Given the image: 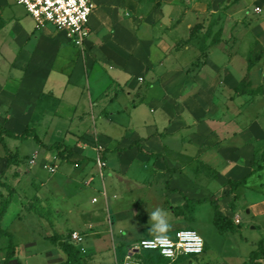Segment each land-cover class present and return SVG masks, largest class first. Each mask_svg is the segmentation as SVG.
<instances>
[{
    "label": "rangeland",
    "instance_id": "rangeland-1",
    "mask_svg": "<svg viewBox=\"0 0 264 264\" xmlns=\"http://www.w3.org/2000/svg\"><path fill=\"white\" fill-rule=\"evenodd\" d=\"M137 1L142 9L132 16L137 18L133 25L137 37L152 40L156 46L153 49L159 51L153 66L165 67L172 56L180 80L169 78L166 83L161 77L164 70L135 81L134 88H130L135 96L130 107L143 101L141 90L156 85L163 94L152 98L166 106L151 112L144 103L138 114L158 116L162 121L171 105L174 111L164 124L175 115L183 120L171 133L161 123L156 128L152 143L164 153L162 160L149 158L136 149L104 153L106 147H126L137 138V128L109 118L101 102H91L87 111L73 113V125L64 126L65 117L74 109L86 108L89 93L103 89L106 74L117 69L91 74L87 80L74 74L75 83L68 84L63 93V119L57 122L62 127L35 128L42 142L59 146L47 149L31 137H5L9 151L19 156L17 165L6 166L0 143V182L14 189L9 197L8 190L0 184V205L9 200L1 225L11 232L15 244L14 257L8 264H66V254L49 236L59 234L63 240L73 231L82 237L75 245L83 264H119L124 260L126 243L156 235L151 218L156 209L165 214L169 235L174 229L193 228L204 237L201 256L170 264H248L246 255L254 249L251 242L264 240L263 212L255 218L247 202H260V194L264 197V167L250 178L249 185L248 180L231 189L228 184L233 176L231 169L243 165L237 176L242 177L264 147V0ZM89 25L93 26L90 21ZM91 34L90 31L88 38ZM61 35L65 37L64 32ZM70 45L61 49L62 55L69 56L77 50ZM149 50L152 52L150 47ZM248 61H252L251 66ZM79 63L82 67L81 59ZM55 65L54 68L62 66L61 60ZM57 72L50 85L67 77ZM53 88L59 93L62 90ZM104 93L96 100L103 101L111 94ZM126 93L118 94L115 106L127 100ZM86 119L89 121L84 123ZM10 124L5 123L18 132L24 126L33 127L22 121ZM101 125H106L109 132ZM244 147L247 150L243 152ZM178 175L187 182V187L182 188L193 197L223 195L221 209L232 219H241L239 228L235 232L220 230L213 223L208 202L174 208L169 185ZM175 195L181 197L179 193ZM256 204V211L264 209V205ZM31 205L47 213L50 225L28 209ZM248 219H256L261 228H249ZM7 243V237L0 236V264ZM132 261L167 264L144 254L135 255Z\"/></svg>",
    "mask_w": 264,
    "mask_h": 264
},
{
    "label": "crops",
    "instance_id": "crops-1",
    "mask_svg": "<svg viewBox=\"0 0 264 264\" xmlns=\"http://www.w3.org/2000/svg\"><path fill=\"white\" fill-rule=\"evenodd\" d=\"M16 5L19 4H17L15 0H0V119L4 120L5 123L9 121L11 124L16 121H22L24 124L29 123V125L32 124L34 130L35 128H50L55 130L58 127H62L59 126L57 122L60 121L59 119H63L61 118L63 114L61 109L64 104L63 93L68 87V84L75 83L72 76L74 74L80 77L85 76L87 80L91 74L95 76V74L101 71L108 72V70L113 69L112 67H115L117 69L116 72H108L106 74L104 83L102 84V86L105 85V87L103 89L96 88L93 93H89L90 96L87 101V109L85 107L82 109H74L70 115L65 117L67 123L64 126L71 123L73 125L74 119L72 120L71 118L73 113L87 111L92 106L91 102L94 105L101 102L102 105L106 107V111L109 112V118L117 122L135 126L137 128V132L135 130L137 138L135 139L140 140L146 151L158 153L160 155L158 158L153 159L162 160L164 158V153H160V148L152 143V140H154L156 136V128L159 127L161 123V126H166V132L171 133L180 126L181 120L183 119L181 116L175 115L170 119V122H167L166 125L164 124L169 118L168 115L174 111L173 108L171 109V105H168L170 110L162 117V121H160L158 116L147 118L138 114V108L142 107L144 103L148 105L149 111L151 112L152 110L155 111L156 109L159 110L164 108L166 105H162L159 100L152 98L154 95L161 96L163 90L156 85H148L147 88L139 92L140 97L143 96V101L130 107L132 97H135L131 89L134 88L133 85L135 81L143 80V77H147L148 74L150 75L154 72L162 74L165 70L164 75L161 77L165 79L166 83L169 82V78L178 80L180 74L179 70L175 67L176 60L172 58V56L164 63L165 67L153 66L152 62L154 57L159 54V51L153 49L156 46L152 44V40L138 38L135 32L136 29L134 30L133 26L137 21V18H132L133 13H139L142 10L139 8L138 1L94 0V8L89 16V21L93 26H90L88 21L89 32L91 31L92 34L90 38H88L89 35L86 37L83 45H81L82 47L70 40L65 31L57 30L51 24L37 26L34 19L25 9L19 5L22 8V10H20ZM61 32H64L65 37H62ZM161 42L167 44L165 41ZM66 44H71L70 46L73 45V47L76 46L75 48L77 50L75 52L72 50V54L69 56L62 55L60 51L62 48H67ZM149 47L152 52H150ZM87 49L93 53V56L86 51ZM176 56L178 57V55H175V58ZM80 59L83 63L82 67L79 63ZM60 60L62 66L54 68V65L59 63ZM94 69L95 71H93ZM56 71H58L57 73L66 74L67 77L65 76L64 79L60 80L58 78L57 82L59 83L57 85H55L57 82L50 85L51 79L55 78H52V76ZM53 86L59 87L60 89L62 88L61 92L59 93V90L57 92L53 90ZM164 88H166V86H164ZM103 91H105L104 94L111 93L114 98L112 97L110 99V94L103 98L107 100L106 102H104V100H96L97 96ZM124 91H127L126 94L129 96L124 102L126 104L123 103L115 106L118 94ZM12 111L14 112L11 113ZM101 119L102 118H100L99 121H101ZM86 121L88 122L89 120L86 119L84 123H86ZM74 125L76 124L74 123ZM109 126L112 128L116 126V124ZM11 127L12 126H9V128ZM25 127L29 126H24V128ZM103 127H106V125H101V128ZM148 127L151 128L147 129ZM107 129L109 128L106 127L105 130L108 131ZM139 129L142 132H139ZM145 133H147L149 137L145 136ZM129 144L126 147H119L118 149L106 147L104 153L136 149L135 147L128 148ZM145 145L148 146L149 149H147ZM245 150H247L245 147L242 148L243 152ZM136 151L138 150L136 149ZM143 155L147 156L146 154ZM243 169V165L232 168L230 174H233V176L230 179L239 178L237 176ZM252 177H254V174L248 178V185ZM185 186L187 187V182L179 177V175L170 180L169 191L174 207L181 206L185 203L180 192L188 197H193L191 196L194 195L193 193L188 194L182 188ZM173 189H177V191H172ZM176 193H179L181 197L176 196ZM210 195L212 194L210 193L206 196L196 195L199 197L193 198H202ZM215 196H222L218 202L219 208L222 211L220 205L224 196L220 194H215ZM260 199V202L257 201L253 203L247 199L250 207L249 210L254 214L255 218L256 215L261 212H263L262 214L264 215V209H262V211H256L254 209L257 206L256 203L264 205V197L261 194ZM224 214L230 217L228 212L225 211ZM232 220L234 221V219ZM238 220V223L234 222L237 226L242 223L241 219ZM247 226H250L249 228L251 229H256V227L259 229L261 228V225L256 219H248ZM174 230L171 231L173 232ZM259 241L254 242L263 247V238ZM254 242L251 243L254 245L252 247L255 249L258 245ZM248 255L249 254L246 255L247 258ZM259 261L261 264H264V258H261ZM248 264L251 263L248 261Z\"/></svg>",
    "mask_w": 264,
    "mask_h": 264
},
{
    "label": "built area",
    "instance_id": "built-area-1",
    "mask_svg": "<svg viewBox=\"0 0 264 264\" xmlns=\"http://www.w3.org/2000/svg\"><path fill=\"white\" fill-rule=\"evenodd\" d=\"M34 19L37 26L51 24L55 29L65 31L76 45H83L89 33V16L94 0H15ZM238 223V219H234ZM69 239L77 244L82 237L73 231ZM205 250V241L193 228H178L172 235L159 239L157 235L140 238L125 249L124 260L119 264H133L135 255L151 252L172 263L179 258L199 256Z\"/></svg>",
    "mask_w": 264,
    "mask_h": 264
},
{
    "label": "trees",
    "instance_id": "trees-1",
    "mask_svg": "<svg viewBox=\"0 0 264 264\" xmlns=\"http://www.w3.org/2000/svg\"><path fill=\"white\" fill-rule=\"evenodd\" d=\"M252 65V61H248V66ZM238 93L241 94L242 91L237 89ZM12 138V139H18V140H23L27 138H32L37 144L47 148V149H52L55 148V146H59L58 144H45L41 141V139L38 137L36 131L33 128L30 127H25L22 131L17 132L12 128L6 127L5 126V121L0 119V143L3 145L4 151H5V165L8 166L10 164L17 165L19 163V156L16 153H11L8 149V147L5 145L4 138ZM135 147L139 152L146 154L150 158H158L160 155L158 153H153V152H148L146 151L140 140L135 139L133 140L128 148ZM71 154L70 148H68V156ZM264 167V147L262 148L260 152V156L257 160L253 161L250 165L249 170L246 172L245 175H243L240 178L237 179H229L228 184L230 185V189L233 187L235 184H245L248 178L256 174L257 172L261 171ZM0 184L4 186L8 190L9 197H11L14 193L13 187L4 181H1ZM229 189V190H230ZM172 191H177V189H173ZM180 192V191H179ZM184 198L185 203L183 205H193L197 203H203V202H208L211 207H212V212H213V223L220 229V230H229L232 232H235L238 228L237 225H235L234 221L232 220L231 217L226 216L219 208V200L222 198V196H215V195H210L207 197H202V198H193V197H188L184 195L182 192H180ZM9 204V200H4L1 202L0 205V236H6L7 237V246H6V251L3 259L2 264H8L9 261L14 257V252H15V244L13 242V235L11 232H9L7 229L2 227L1 225V219L3 214L6 211V208ZM176 206L174 208H182V206ZM28 209L33 212L35 215L42 217L46 219L49 224H50V219H48V215L46 212H44L40 207L31 205L28 207ZM237 227V228H236ZM70 236V235H69ZM69 236L66 237L65 239H61L59 234H53L49 236V240L52 243H58L61 249L64 251L66 254V264H83L82 259L79 253L78 247L72 243L69 239ZM130 243H126L124 246V251L126 247ZM145 255L147 257H155L157 259H160L164 263L170 264L167 260L161 258L159 255L156 256L151 252H143L141 255ZM197 257V256H190V258ZM261 258H264V248L261 247L260 245L257 246L254 250H251L248 255V261L251 264H261L259 261ZM181 258L177 259L180 260ZM185 259V258H184ZM176 260V261H177ZM175 261V262H176ZM173 263V262H172ZM145 264V263H143ZM245 264V263H243Z\"/></svg>",
    "mask_w": 264,
    "mask_h": 264
},
{
    "label": "clouds",
    "instance_id": "clouds-1",
    "mask_svg": "<svg viewBox=\"0 0 264 264\" xmlns=\"http://www.w3.org/2000/svg\"><path fill=\"white\" fill-rule=\"evenodd\" d=\"M151 218L154 221L152 230L155 232L159 239H163L169 228L168 220L162 210L156 209L152 212Z\"/></svg>",
    "mask_w": 264,
    "mask_h": 264
}]
</instances>
